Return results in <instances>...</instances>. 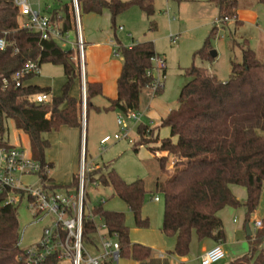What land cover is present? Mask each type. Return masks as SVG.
Instances as JSON below:
<instances>
[{"label": "trees", "instance_id": "1", "mask_svg": "<svg viewBox=\"0 0 264 264\" xmlns=\"http://www.w3.org/2000/svg\"><path fill=\"white\" fill-rule=\"evenodd\" d=\"M79 15L101 16L108 12L110 30L115 44L114 55L122 60L120 75L116 81V99L109 100L106 108L98 113L117 111L123 115L139 110L140 94L152 84L147 72L155 56L151 42L124 47L116 36V17L136 6L151 15L152 0H76ZM264 8V0H256ZM217 9L218 19H237V0H207ZM19 11L12 0H0V38L6 48L0 51V146L8 143L5 136L8 123L22 132L29 140L31 158L45 165V152L49 142L45 135L58 132L62 127L82 130L80 100L70 96V90L79 83L78 71L72 62L74 53L64 51L53 40L43 41L39 33L21 28ZM52 22L60 25L62 33L74 32L73 4H65L49 15ZM237 22V21H236ZM213 27L201 49L193 53V59L211 62L210 41L216 36ZM29 62L38 68L43 64L61 66L66 79L58 97L49 102L36 103L37 95L50 96V89L37 86L16 88L13 75ZM35 74L25 76L22 83ZM188 79L182 87L177 108L161 120L160 128H167L169 137L149 138L145 126L137 129L139 140L134 146H147L157 163L160 177L154 184V192L163 196L162 234L174 240L171 255L187 257L193 236L197 244L211 241L215 245L226 242V234L219 213L229 208H243L244 229L257 209L264 187V60H259L246 45L242 46L241 61L231 62L230 77L223 82L205 68L192 64L184 70ZM5 82V83H4ZM163 86L153 95H159ZM98 83L86 82V115L93 108L91 101L101 96ZM39 104V105H37ZM147 133V134H146ZM166 156H158V154ZM173 157V171L166 172L168 158ZM51 166L50 164H48ZM88 180L101 187H111L114 195L127 207L138 229L149 227L148 219L142 218V208L148 193L143 180L125 183L108 166L93 170ZM52 182V180H48ZM77 178H72L71 188H76ZM59 191L66 187L50 186ZM245 191L243 203L232 194L231 188ZM104 204L93 207L111 234L117 235L121 255L129 249L128 228L123 213L104 210ZM261 228L246 235L248 252L227 264H264V231ZM94 227L84 223L83 240L93 242ZM151 257V249L142 245L132 246L131 258L143 263ZM24 250L20 248V234L15 207L0 206V264H25ZM43 264H59L50 258Z\"/></svg>", "mask_w": 264, "mask_h": 264}, {"label": "rangeland", "instance_id": "2", "mask_svg": "<svg viewBox=\"0 0 264 264\" xmlns=\"http://www.w3.org/2000/svg\"><path fill=\"white\" fill-rule=\"evenodd\" d=\"M120 1L127 2L130 0ZM28 2L33 11H38L41 15L48 16L52 11L60 9L63 5L71 4L72 0H28ZM237 2L238 11L249 10L257 5L256 0H237ZM152 9V14L146 15L140 8L133 6L119 14L115 19V27L116 29L123 27L124 32L116 30V36L124 47H129L135 42L153 43L156 56L165 64L162 92L158 96L153 97L151 91L146 89L142 91L139 110L137 111V114L141 116L139 123L130 121L126 115L117 111L95 114L90 109L88 114H85L86 124L83 140L87 152V164L90 160L95 161L101 166L98 169L108 166L127 184L136 180H143L147 187L148 193L145 196L142 209V218H148L149 220L147 229L135 227L131 213L114 195L111 187L100 186L96 189L92 186L87 187V204L89 207L96 206L100 201H104V210L123 213L130 243L128 252L132 251V246L137 244L150 247L152 253L172 251L174 246L173 239L165 237L161 232L163 196L159 193L156 194L153 188H150L155 178L160 177L157 163L147 150V146H137V152L133 150L139 140L137 129L140 126L149 127L151 132L149 138L151 140L156 139V129L160 140L168 138V129L160 128V123L171 111L177 108L180 91L188 82V79L184 76V70L194 64L205 68L209 73L216 75L219 80L225 82L230 77L231 62L238 63L242 58L239 57L237 50H232L231 53L229 51L228 45L231 41L233 28L228 25L218 27L216 36L210 41L211 51H215L217 54L213 61L201 62L198 59H193V53L201 49L204 40L218 19L217 11L213 6L188 0H152ZM22 20L24 18H19L18 22L21 23L20 21ZM80 24L82 26L81 17ZM257 24L258 29L261 30L263 28L262 22L259 20ZM248 28L249 37L258 36L255 28ZM73 33L71 37L74 39ZM174 38L176 41L172 42ZM59 46L64 51L69 50V47ZM84 55L86 68L87 55L85 52ZM63 83L64 77L61 66L43 64L33 78L23 82V86H47L51 88L54 94H59ZM71 92L76 96L78 95L77 88H72ZM98 98L101 99L93 100V104L105 105L104 99L102 97ZM118 118H122L128 127L127 138H122L118 141L111 140L105 145L106 148L103 151L99 145L100 140L105 137L112 139L117 134L123 135L120 127L117 126ZM63 130H67L65 132L68 133H63L64 131L59 130L58 132H51L45 135V139L49 141L45 159L50 160L52 163L50 177L57 186L66 187V189L59 190L60 192H65V190L73 191L75 189L70 186L79 162L77 151L78 132L69 128H64ZM5 140L9 146H17L30 155L26 137L16 131L10 123H8V132ZM239 190L245 193L243 189ZM155 196L159 198V203L157 204L150 200ZM15 209L20 234V248L27 250L39 241L41 231L48 225L50 218L44 217L40 221L34 219L25 200L17 204ZM240 212L242 211L239 210L238 213H235L231 219L238 220ZM228 219H230V216H227ZM257 220L263 222L262 230L264 231V187L261 192L259 205L251 215L248 223V227L253 234L258 231L254 226V222ZM236 234L233 236L227 235L224 246L226 255L217 264L228 263L244 256L248 252L245 233L239 232ZM235 237L243 239V253H240V251L238 253L234 252L232 244L235 242ZM193 240H195L194 237ZM193 254L190 253L188 256L190 257ZM62 264L68 263L63 262ZM119 264H135V261L132 258L124 257L121 258ZM189 264H199V262L195 259L191 260Z\"/></svg>", "mask_w": 264, "mask_h": 264}, {"label": "built area", "instance_id": "3", "mask_svg": "<svg viewBox=\"0 0 264 264\" xmlns=\"http://www.w3.org/2000/svg\"><path fill=\"white\" fill-rule=\"evenodd\" d=\"M19 11V18L25 21L19 23L35 33H39L41 40H53L62 47H69L74 56L72 62L79 75L80 83V114L82 136L79 150L78 171L76 174L77 186L73 191L65 190L60 192L52 189L50 171L51 166L42 165L31 158V155L17 146H0V206L15 207L25 200L31 215L37 221L44 217L50 218L48 225L42 229L39 241L27 250H24L25 264H43L50 258H55L59 264H118L121 257V249L117 242V235L108 232L102 219L93 214V207L87 204V187H100L95 182L88 180V175L93 169L86 162V150L84 136L85 113H86V73H85V48L82 37L79 9L76 0H72L74 14V39L69 33H62L60 25L51 21L49 16H43L38 11H33L28 0H12ZM233 22L230 19H217L214 27L218 29L226 23ZM119 30H122L121 28ZM176 39H172L175 42ZM6 48V42L0 38V51ZM152 69L147 76L152 77V84L146 88L154 93L161 88L165 76V64L156 55L150 60ZM38 65L29 62L25 67L16 72L12 81L16 88L23 85L22 79L30 74L38 73ZM156 74V75H155ZM5 83V82H4ZM36 103H46L49 96L37 95ZM126 117L135 123H139L141 116L137 112H130ZM117 126L120 127V134L113 138L105 137L100 140L99 145L104 151L111 140L118 141L127 138L128 127L122 118L117 119ZM146 132L150 128L146 127ZM146 133V134H147ZM130 143L132 141L129 140ZM33 180V182H31ZM155 202L159 198H154ZM99 204H104L100 201ZM89 221L94 227L93 242L86 245L83 240L84 223ZM255 228H261V222L254 223ZM162 258V255L158 256ZM225 257L222 245H215L206 250L200 256V264H217Z\"/></svg>", "mask_w": 264, "mask_h": 264}, {"label": "crops", "instance_id": "4", "mask_svg": "<svg viewBox=\"0 0 264 264\" xmlns=\"http://www.w3.org/2000/svg\"><path fill=\"white\" fill-rule=\"evenodd\" d=\"M188 1L200 2V3H204V4L209 5L207 3V0H188ZM216 11H217V9H216ZM81 18H82L81 31H82L83 41H84L85 54L87 55L86 82L98 83L101 85V89H102L101 96H97L94 99H92V101H91V104L93 106L91 111H93V113H95V114H99L97 111H95V108H98V109L106 108L108 106L109 100H115L116 99V96H117L116 81H117V79L120 75V72H121L122 60L118 56L114 55L113 50H114L115 44H114L113 39H112V31L110 30L108 12H106V11L103 12V14L101 16H97L94 14L82 15ZM259 20L262 22V26H263V28L261 30L258 29L257 22ZM22 21H25V19ZM22 21H20V22H22ZM236 21L226 23V24L221 26V27H225V26L231 25L233 28V32L231 34V36H232L231 41L228 45L230 53L232 50H237L239 57H242V46H243V44H246L254 52V54L256 55V57L259 60H264V8L261 5L257 4L252 9L250 8L249 10L237 11ZM248 27L255 28L256 31L258 32L256 35H258V36L254 37V38L249 37V35H248L249 28ZM120 28L122 30H119ZM117 31L124 32V29H123V27H118ZM120 43H121V41H120ZM137 43H144V42H135V43H132V45H130L129 47H131ZM152 45H153V43H152ZM216 57H217V54H216ZM238 62H240V61H238ZM63 77H64V75H63ZM65 81H66V79L64 77V83H65ZM64 83L62 84V86L64 85ZM27 86H37V85H27ZM62 86H61V88H62ZM37 87L50 89L49 101H50L51 97H58L61 94V89H60L59 94H54L52 92L51 88H49L47 86H37ZM72 88L78 89V95L76 96L70 90V96L72 98L80 100V83H75L72 86ZM98 97H102L104 99L105 105L100 106V105H94L93 104V100L101 99ZM33 100H34V98H33ZM139 102H140V99H139ZM80 116H81V114H80ZM10 124L13 126V124L11 122H10ZM85 124H86V122H85ZM145 127H147V126H145ZM64 128H67V127H62L60 129V131H64L63 133H68V132H65L67 130H63ZM84 128H85V125H84ZM72 130H75L76 132H78V150L77 151L79 154L82 130L81 131L76 130V129H72ZM156 130H155L156 137H159L158 132H156ZM20 133H22V132H20ZM24 136L26 137L28 145H29V140H28L27 136L26 135H24ZM86 154H87V152H86ZM158 156H166V154L162 153V154H158ZM174 160L175 159L173 157L168 158L169 163H167V164H169V165L167 166V164H166V172L167 173H171L173 171V161ZM45 162L52 166V163L50 160L45 159ZM88 165L93 170L101 167L98 163H96L95 161H92V160H90ZM77 171H78V166H77V170L75 171V174H73V177H76ZM156 179H157V177L155 178V180ZM51 180H52V178H51ZM154 184H155V181L152 183V185H150V188L154 189ZM52 185L57 186L53 180H52ZM57 187H62V186H57ZM239 189H241V188L232 187L231 191H232V194L234 195V197L238 201L243 203L245 200V193H242ZM146 190H147V187H146ZM154 198H156V196L150 200L155 204L159 203V201L155 202ZM239 210L242 211L239 213V217H238L239 219L238 220L231 219L232 216L235 215V213H238ZM244 214H245V211L243 208H240L238 210H232V209L227 208V209H225L219 213V217L223 221L226 238H227V235L233 236L235 233H237V234L239 232L245 233L244 224H243L244 223ZM227 216H230V219L227 220ZM255 222H261V221L257 220ZM251 234H253V233L251 232ZM193 237L195 238V240H193V238L191 240L189 254L190 253H194V254L191 255L190 257L187 256L184 258H178L176 256L171 255L170 254L171 251H169V250L165 251V252L160 251L158 253H152L151 252V257L147 261H145L143 263L135 262V264H189L191 262V260H195V259L199 262L200 256L203 254V252L214 247L215 244H213L211 241H204L203 243L198 245L197 241H196V237L195 236H193ZM245 237H246V233H245ZM242 240L243 239H241V238L235 237V242L232 244V248H233L234 252H237V253L239 251H240V253L244 252L243 251L244 249L242 248ZM173 244H174V240H173ZM225 244L226 243L222 244L223 250H224ZM148 248H150V247H148ZM262 249H264V242L262 244ZM128 251H124V253L121 255V257L118 261V264L120 263L121 258H124V257L131 258V251L130 252H128ZM224 252H225V250H224ZM159 255H162V258H159L158 257ZM225 255H226V252H225ZM225 264H227V263H225Z\"/></svg>", "mask_w": 264, "mask_h": 264}, {"label": "water", "instance_id": "5", "mask_svg": "<svg viewBox=\"0 0 264 264\" xmlns=\"http://www.w3.org/2000/svg\"><path fill=\"white\" fill-rule=\"evenodd\" d=\"M210 57L211 58H216V52L215 51H210ZM37 105H39V104H37ZM246 235L247 236L251 235V231H250L248 225L246 226Z\"/></svg>", "mask_w": 264, "mask_h": 264}]
</instances>
